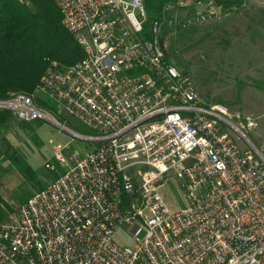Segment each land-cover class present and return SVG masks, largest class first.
<instances>
[{
  "label": "built area",
  "instance_id": "built-area-1",
  "mask_svg": "<svg viewBox=\"0 0 264 264\" xmlns=\"http://www.w3.org/2000/svg\"><path fill=\"white\" fill-rule=\"evenodd\" d=\"M52 1L83 57L51 61L36 91L91 133L68 128L32 95L0 107L20 121L50 120L89 151L66 158L54 147L62 171L0 223V264H264V141L206 104L159 39L170 9L192 7L205 20L221 8L175 0L147 36L144 0ZM173 180L182 206L171 211L160 189Z\"/></svg>",
  "mask_w": 264,
  "mask_h": 264
},
{
  "label": "rangeland",
  "instance_id": "rangeland-1",
  "mask_svg": "<svg viewBox=\"0 0 264 264\" xmlns=\"http://www.w3.org/2000/svg\"><path fill=\"white\" fill-rule=\"evenodd\" d=\"M23 3L30 4L28 0ZM262 4L259 0H244L237 9L216 8L217 14L205 20L192 18L196 14L192 7H175L168 12L166 31L163 34L161 27L160 33L169 60L178 70L190 74L201 99L222 108L255 144L264 141ZM199 11L208 12V9ZM32 95L45 100L35 89ZM39 106L68 128L82 134L91 133L74 118ZM6 124L7 132L0 131V197L3 200L0 206L6 212L2 221L15 212L26 193L30 196L62 171L54 159L53 149L57 144L64 146L66 158L82 156L90 145L42 118L24 123L11 113ZM15 154H21L36 172L35 180L26 179L12 166L7 157ZM46 163L54 165L56 172L46 168ZM160 191L171 211L182 206L178 182L173 180ZM114 238L122 245H133L132 238L121 230L114 233Z\"/></svg>",
  "mask_w": 264,
  "mask_h": 264
},
{
  "label": "trees",
  "instance_id": "trees-1",
  "mask_svg": "<svg viewBox=\"0 0 264 264\" xmlns=\"http://www.w3.org/2000/svg\"><path fill=\"white\" fill-rule=\"evenodd\" d=\"M28 1L30 4L19 0H0V99L9 98L16 93L32 95L51 61L69 65L83 57L82 49L72 34L61 24V13L56 4L52 0ZM174 1L144 0L146 9L144 33L147 36L152 22L160 19L163 8ZM214 2L221 9H237L242 6L244 0H214ZM30 6H33V9ZM166 26L167 21L162 24L163 34ZM163 34L159 37L161 43H163ZM166 59L171 62L168 56ZM43 96L45 100L37 99L32 95L39 105L57 111L56 104ZM11 113V110L0 107V131L7 132L6 122ZM7 158L26 179H36V172L21 154ZM43 187L40 185L36 191ZM30 196L26 193L21 199V204ZM0 203H3L1 197ZM5 217L6 212L0 206V223Z\"/></svg>",
  "mask_w": 264,
  "mask_h": 264
},
{
  "label": "crops",
  "instance_id": "crops-1",
  "mask_svg": "<svg viewBox=\"0 0 264 264\" xmlns=\"http://www.w3.org/2000/svg\"><path fill=\"white\" fill-rule=\"evenodd\" d=\"M89 150H88V148H87V150H85V152L84 153H82L81 155H84L85 153H87Z\"/></svg>",
  "mask_w": 264,
  "mask_h": 264
},
{
  "label": "water",
  "instance_id": "water-1",
  "mask_svg": "<svg viewBox=\"0 0 264 264\" xmlns=\"http://www.w3.org/2000/svg\"><path fill=\"white\" fill-rule=\"evenodd\" d=\"M25 0H23L22 2H24ZM47 121H49V122H51V123H53L52 121H50V120H47ZM53 124H55V123H53Z\"/></svg>",
  "mask_w": 264,
  "mask_h": 264
}]
</instances>
